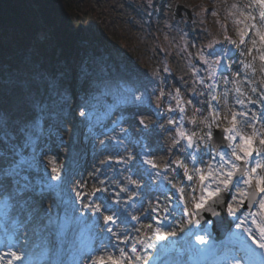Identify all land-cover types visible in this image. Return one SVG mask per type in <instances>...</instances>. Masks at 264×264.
Wrapping results in <instances>:
<instances>
[{"label": "rangeland", "instance_id": "rangeland-1", "mask_svg": "<svg viewBox=\"0 0 264 264\" xmlns=\"http://www.w3.org/2000/svg\"><path fill=\"white\" fill-rule=\"evenodd\" d=\"M78 5L80 13L95 9L104 32L138 53L142 81L138 87L128 81L111 86L120 103L109 112V94L96 93L84 80L82 91L99 98L91 109L106 114L84 124L79 114L74 120L51 109L39 117L35 85L0 87V187H8L0 194V212L19 196L9 191L12 181L39 193L37 217H21L23 227L14 220L16 211L6 219L13 234L1 235L0 246L6 243L7 249L0 248V258H13L14 243L25 263L40 255L47 258L41 264L64 259L74 264L77 235L89 237L118 211L123 227H115L114 239L103 245L109 264H264V0H79ZM181 7L190 10L191 21ZM215 128H224L230 138L218 152L210 141ZM47 141L57 162H46L53 168L45 173ZM97 154L98 170L115 190L85 177ZM240 160L248 167L227 205L235 223L216 241L211 222L201 228L196 221L197 209L226 189ZM128 172L139 185L126 187ZM251 184L261 195L249 210L244 204ZM133 187L142 193L141 203L146 200L136 223L122 213H139L135 201L123 203ZM3 224L0 218V228ZM123 228L129 236L122 235ZM84 243V252H91V243Z\"/></svg>", "mask_w": 264, "mask_h": 264}, {"label": "trees", "instance_id": "trees-1", "mask_svg": "<svg viewBox=\"0 0 264 264\" xmlns=\"http://www.w3.org/2000/svg\"><path fill=\"white\" fill-rule=\"evenodd\" d=\"M78 3L0 0V87L35 85L39 117L51 109L74 120L79 114L84 124L106 115L91 109L99 98L82 91L84 80L97 87L96 93L109 94L111 112L120 99L110 87L125 81L138 87L142 75L138 53L104 32L95 9L80 13ZM68 107L74 113L67 114Z\"/></svg>", "mask_w": 264, "mask_h": 264}, {"label": "bare ground", "instance_id": "bare-ground-1", "mask_svg": "<svg viewBox=\"0 0 264 264\" xmlns=\"http://www.w3.org/2000/svg\"><path fill=\"white\" fill-rule=\"evenodd\" d=\"M140 118V117H138ZM11 122L15 123V120H10ZM135 132H139L137 130H135ZM143 138V137H141ZM60 141V140H58ZM154 145L152 143L149 144V148H152ZM44 153L47 154V159L43 160V165L46 164V162H48L51 165H55L57 162V154L54 152V150L51 147L50 141H47L46 143H44ZM153 150V148H152ZM154 151V150H153ZM152 153V152H151ZM174 156V153L171 154ZM99 154L95 155V159L93 160V164L91 169L89 170V173H85V177L89 180V182L91 183H96L100 182L103 185H106V188L109 190H115V183L111 182L109 180V177L107 176L106 173L101 172L100 170H98L99 167V163H98V157ZM168 158V160L170 159V156H164L162 158V160H166ZM109 160H113V158H109ZM53 167H48L46 165H44V169L43 171L45 173L49 172ZM88 174V175H87ZM217 175V173L215 174ZM23 177L26 179V175L23 174ZM170 177L176 179V174L173 173ZM127 183H126V187L128 185H139L138 181L136 179H134V177L131 179L130 178V173H127V176L125 177ZM214 177L211 179V183H214ZM9 185H12V187L9 189L10 193H14L17 194L19 192V196L15 199V201L10 205V207H8V210L6 212H0V218L2 219V221H4L3 226L0 228V239H1V235L6 232L7 235L10 237L13 232L10 231V228L13 226H9L7 224L6 219H9V216L11 217V215L16 211L15 213V222L17 225H19L20 227H23L25 225V223L23 222V219L21 217L25 216L24 218H27V221H29L31 218L37 217L38 216V208L35 207V203L38 200L37 199V195L38 190H34L32 188H26V190L19 188V187H14L15 182L12 181L10 182ZM8 187H4L1 184L0 187V194H3L7 191ZM18 190V191H17ZM131 192L132 195H128L127 201L123 202L125 203L126 206H130L132 205L131 201H135V205H137L138 211L139 213L136 214V216H132L128 211H123L122 213L125 214V217L129 218V221L132 223H136V218L139 215H144L145 214V209H144V205L146 203V200H143L142 203L139 200V196L142 195V193H138L137 190L133 187L131 188ZM18 195V194H17ZM8 200V199H7ZM119 200V197H116L114 201ZM153 200V199H152ZM90 202H93L90 200ZM235 200H231L230 203H234ZM153 204L155 203L154 201L152 202ZM3 204H8L6 203V201L3 202ZM134 204V203H133ZM155 208V207H153ZM168 214V212H166ZM118 215V211H116V213L112 214V215H108L107 218H105V221L103 222L102 226L97 227L96 229H94L93 233L86 238L85 234H79L77 235V240L75 242V244L78 246V257H79V262H76V264H109L110 262L108 260H105L106 258H102L103 256H105V253H108L106 250V247L103 246L105 242H109L111 239H114V231H115V227H123V222L121 220H119L117 218ZM140 217V216H139ZM80 226H77V232H79ZM124 230V228L122 229ZM78 234V233H77ZM130 231L129 230H124L122 232V235L124 237L129 236ZM6 236V234H5ZM84 241L86 243H91V245L89 246L91 252L85 253L83 250V247L85 245ZM73 243V242H72ZM10 248L13 249V258H11L8 255H5L4 258H0V264H23L24 260L20 251V246L17 244H11L9 246ZM1 249L6 250L7 249V245L6 243L1 244L0 246ZM44 261H47L46 257L40 256V255H33L31 256V258L29 259L28 262H24L25 264H41ZM51 264H55L54 260H52L50 262ZM60 264H70V261H66L65 259L62 260V263ZM170 264H175L174 262H171Z\"/></svg>", "mask_w": 264, "mask_h": 264}, {"label": "water", "instance_id": "water-1", "mask_svg": "<svg viewBox=\"0 0 264 264\" xmlns=\"http://www.w3.org/2000/svg\"><path fill=\"white\" fill-rule=\"evenodd\" d=\"M181 8L187 12L189 20L191 21L192 18L190 16V10L185 7ZM181 16V12L176 13L175 15L176 18H180ZM211 143L216 151L228 145L229 140L225 137V130L222 128H216L214 131V135L211 138ZM245 169L246 161H240V167L234 173V176L227 185L226 189L221 190L220 193L210 198L207 203L197 211L196 220L201 222L202 227H205L206 224L212 220V230L216 234L217 240L224 238L228 231L234 225V220L228 215L227 205L228 201L231 198L230 191L234 188L235 180L244 173ZM258 197L259 193L256 190L255 186L252 184L248 188V197L245 201L244 209L252 210Z\"/></svg>", "mask_w": 264, "mask_h": 264}]
</instances>
